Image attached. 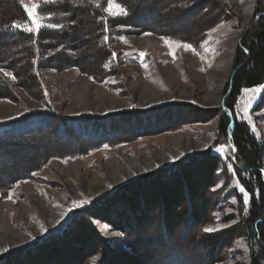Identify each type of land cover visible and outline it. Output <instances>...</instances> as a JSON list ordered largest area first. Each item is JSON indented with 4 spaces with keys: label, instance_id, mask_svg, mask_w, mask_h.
Returning <instances> with one entry per match:
<instances>
[{
    "label": "rangeland",
    "instance_id": "rangeland-1",
    "mask_svg": "<svg viewBox=\"0 0 264 264\" xmlns=\"http://www.w3.org/2000/svg\"><path fill=\"white\" fill-rule=\"evenodd\" d=\"M17 1L26 16L24 5H40L37 17L43 24L76 21L69 13L54 11H61L65 0ZM93 1L102 3L101 0ZM173 2L143 0L139 18L140 23L144 21L154 26L155 21H168L165 17L169 15L173 27L170 32L177 36L147 30L130 32L126 26L109 28L106 42L112 52V62L118 63L114 73L104 80L91 77L93 71H88L92 74L81 73L75 67L38 70L50 112L65 116L85 114L89 118L94 115L100 117L94 123L109 129L107 132L112 138L119 135L114 130H122L124 134L83 156L51 159L30 178L17 181L5 193L0 192V264H166L165 245L174 242L178 248H184L183 243H189L191 233L196 240L190 241L188 248H191L187 253L183 250L188 264H196L199 260L205 263L203 258H214L217 252L224 259L216 264H251L255 246L251 247L247 237H236V231H232L239 223L240 210L244 213L250 207L248 203L239 208L238 196L232 189L237 195L241 193L237 183L241 186L238 179L241 180L242 175L239 171L238 178L230 165L226 170L230 173L229 178L223 177L226 173L221 167L216 168L221 175L216 173L214 179L213 176L210 178L214 183L210 188L217 192L209 224L205 227L219 229L207 233L212 236L210 240L197 237L192 225L176 229L171 234L173 237L160 230L163 229L162 206L165 208L171 197L176 196L178 183L184 190V175L200 172L202 179L198 182L202 184L211 171L206 161L193 164L182 161L206 150L210 155L227 158H233L237 153L229 137L219 139L217 134L222 113L231 122L245 124L264 149V82L241 89L232 113L225 112L223 107L236 46L245 29L256 23L259 14L255 13L260 11L264 0ZM66 3L72 6L70 0ZM115 3L117 1L113 0ZM104 5L105 10L107 3ZM121 7L125 8V5L121 4ZM76 8L86 10L85 20H94L92 24L98 29L94 23L96 15L91 13L89 6L82 4ZM130 9L135 14L131 6ZM104 14L112 17L108 11ZM28 23H31L30 19ZM41 30L40 34L57 28ZM98 34L95 30L89 42L84 44L86 39L80 34L77 36V41L83 39L77 48L80 55L90 56L89 49L98 41ZM161 37L170 43H165ZM61 42L65 43V40L48 41L47 47ZM184 44L192 45L195 51L185 49ZM47 47L43 53L52 56L56 50ZM94 49L103 52L97 43L93 45ZM140 53L144 55L141 57ZM55 56L61 63L68 61L64 60L68 58L64 53ZM255 88H261V92H245V89ZM16 91L17 100L0 98V123L27 110L45 107L41 96H38L41 99L35 98L37 96L19 86ZM149 111L161 114H145ZM163 114L171 120L166 117L159 120L158 115ZM143 116L150 122L149 126L158 124L156 128L160 129L146 127L141 131L143 123L140 124V120L145 122ZM89 118L82 117L85 125L91 121ZM31 124L36 125L37 120ZM62 126L55 132L73 128L67 120ZM82 127L76 128L81 130ZM49 132L48 129L43 131ZM42 144L44 142L41 143L44 146ZM30 145H18L16 156L0 154V167H14L25 160L31 162L36 156L49 155L53 148L45 145L43 149L35 142ZM221 145L225 147L218 153L215 149ZM262 165L264 179V153ZM165 171L170 173L167 175ZM212 171L214 174L215 170ZM133 182H138L134 189L123 187ZM253 195L256 197L257 194L253 191ZM85 200L87 204L74 207V202ZM223 244L228 251L221 249Z\"/></svg>",
    "mask_w": 264,
    "mask_h": 264
},
{
    "label": "trees",
    "instance_id": "trees-1",
    "mask_svg": "<svg viewBox=\"0 0 264 264\" xmlns=\"http://www.w3.org/2000/svg\"><path fill=\"white\" fill-rule=\"evenodd\" d=\"M10 1L11 3H7L5 0H0V69H3V72L9 70L11 73V76H4L3 72H0V98L3 97L12 101L17 100L16 95L18 93H16V88L19 86L27 90L33 96H37L35 98L41 96L42 100L45 102L43 103L45 107L43 109L27 110V112L17 117L0 123V150H3L0 154L5 155V157L16 156L18 145L32 146L30 144L34 142L40 146L41 143L44 142V144H42L44 146H41L43 149L46 148L45 145H48L47 148L50 146L53 148L50 150L49 155H43L40 158L36 156V159L31 162L25 160L22 164L19 163L20 165L14 167H0L1 193L7 192L17 181L30 178L39 168L45 167L51 159L83 156L104 144H109L111 140H117V138H120L124 134L122 130H114L115 133L116 131L119 132V135L112 138L107 132L109 129L106 128V130L103 128L104 126L101 127L98 123H94V120L100 118L94 117V115L92 118H89L85 114L65 116L60 113L50 112L51 110L46 106L47 102L42 93L43 85L40 73L38 72L39 69L47 67L60 70L66 67H75L81 73L92 74L94 72L91 77L104 80L106 77L110 76V74L114 73V66L118 63L114 62V64L112 62V52H110L108 43L104 39L105 36L109 35L110 27L126 26L130 32L147 30L149 32H165L164 35L177 36L170 32L173 27L171 24L172 18H170L169 15L165 17V19H169L168 21L158 20V23L155 21L153 25L156 27L149 26L144 23L143 20V22L140 23L139 15L143 8V0H123L122 4L125 5L128 14L115 18H109L104 14L105 10L101 5L105 6V0H101L102 3L93 0H70L72 6L66 3L68 0H65V4L61 11L57 9H54V11L62 14L69 13L76 18V21L66 24L60 23V27H58L57 30H46L42 34H40L42 30L37 34L26 33L23 30V25H29L31 23H28L29 19L25 15L20 3H18L17 0ZM116 1L118 2V0ZM176 1L178 3L180 2V0ZM176 1L174 0L173 3ZM82 4L89 6L92 11L90 12L96 15L94 23H97L98 29L92 24L94 20H85L86 10L76 8ZM130 6L135 11V14L132 13ZM259 8H261L260 11L255 13V15L259 14L256 23L251 24L245 29L236 46L235 56L232 60V75L228 83L226 97L223 100L224 110L228 113L233 112L234 105L241 89L254 87L264 82V4ZM93 10L96 12H93ZM120 20L123 21L119 22ZM14 24H19L20 27H13ZM105 27H107V31L104 30ZM168 29L170 30L165 31ZM95 30H98L99 33L98 41L96 40L97 46L103 49V52L99 49L93 50V45H96L94 42L89 49L91 51L90 56L85 54L80 55L77 48L80 46L83 39L77 41V36L80 34L86 39L83 44L88 43L91 34H93ZM62 39L65 40V43H57L56 46L50 47L56 50L52 53V56H46L45 53H43L49 45L48 41L56 43ZM47 48L50 49L49 47ZM58 53H64L68 56V58L64 59L68 60L67 63H61L60 59L55 58V55ZM109 63H111V65L110 68L107 69L105 65ZM94 68H99V70L94 71ZM13 76L15 80L12 79ZM150 113L153 115L161 114L157 111H149L145 114L149 115ZM83 116L85 119H91L86 125L84 124V120H82ZM167 116L168 115L165 114L158 115L159 120H161V117L168 118ZM144 117L145 116H143V120L145 121ZM168 119L171 120V118ZM36 120V125L31 124V122ZM64 120L71 123L73 128L69 131L62 130L63 132L67 131L66 133L55 132L56 128H63L62 122ZM151 120L152 119H150V121ZM230 122L228 116L222 113L217 134L219 139H223L225 136L229 137L237 153L233 158H227L210 155L209 150H206L201 154L190 156L182 161L183 163L190 162V164L197 161H206L210 166L209 171H211L206 174V178L203 177L205 179L202 184L198 182V179H202L200 172L196 175H189L188 173L184 175V190L181 189V183H178V187H176L174 192V194L177 193L176 196L173 195V197H171L165 204V208L162 206L163 229L160 231H166V236H170L175 233L174 231L176 229H186L187 226L192 225L197 237L203 236L204 240H210L212 236H208L207 233L205 234L203 231V228L209 224V214L212 212L216 200L215 193L217 191H213L210 188L212 187L211 185H214V183H212L213 181H210V178L213 176L214 179V175L217 173V167H221L223 172L226 173L227 167L230 165L238 178V173L241 171L242 178L241 180L238 179V181L246 191L251 193L249 202L250 208L246 206L247 210L243 211L244 213H241L240 210L239 223L232 231H236L237 234L234 233L236 237H247L251 247L255 246V249L251 252V264H264V179L262 177V154L264 153V149L260 140L248 130L245 124L232 121L230 129ZM142 123L141 131H144L146 127H153V125L149 126L150 122L148 123L140 120V124ZM78 125H83L84 127L79 130L76 128ZM157 126L159 127L158 124ZM157 126L151 129H160L156 128ZM46 129L50 130L48 134L43 133ZM229 132L231 134H229ZM9 144L16 146V149ZM3 146H5L4 149L2 148ZM58 154L60 156L64 154V156L60 157ZM182 162H179L180 165L183 164ZM213 169L215 170L214 174L212 171ZM169 170L170 169H168V171ZM12 172L14 173L11 174ZM165 173L168 175L170 172L165 171ZM161 174H164V172ZM218 174L221 175V171L216 175L218 176ZM228 174L230 173L228 172ZM228 174L226 173L223 177L225 179L229 178ZM243 174L245 175L243 176ZM135 183L137 184L138 182ZM135 183L133 182V184L130 183L123 187L134 189ZM208 188H210V191ZM232 191L235 196H238L239 208H242L244 206V201L242 200L241 193L237 195L235 189H232ZM253 191L257 194L256 197L253 195ZM165 220H167V223ZM162 235L163 234H161V237H163ZM170 237H173V235ZM191 240H196L195 237H192V233L190 239H188L189 243H183L184 246H186L184 248H181V246L178 248V245L174 244V242L167 243L165 245L167 251L163 253L168 261L166 264H171L173 262L176 264H188L183 254L184 252L187 253V250L189 251L188 245H191ZM223 245L220 246L221 249L223 248V250L225 249L228 251L227 246ZM217 253L214 258L208 257L206 260L203 258L205 263L200 260L199 262L196 260L195 263L216 264L224 259L223 255H218ZM23 254L24 252L21 253V255ZM8 257L10 256L8 255Z\"/></svg>",
    "mask_w": 264,
    "mask_h": 264
},
{
    "label": "snow or ice",
    "instance_id": "snow-or-ice-1",
    "mask_svg": "<svg viewBox=\"0 0 264 264\" xmlns=\"http://www.w3.org/2000/svg\"><path fill=\"white\" fill-rule=\"evenodd\" d=\"M105 2L107 3V8H105V11H108L113 18H115L119 15H127L128 14L127 9L121 7L123 0H118V2L115 4H113V0H105ZM101 6L103 7V5H101ZM40 7H41L40 5H37L35 3H33L31 7L24 5V9L27 12V17H28V19L31 20V25H32V26H29L27 24L23 25V30L26 33H33V32L38 33L44 27H47L49 29H55V28L60 27L57 24H52V23L43 24V23H41L40 19H38V17H37V9ZM113 8L118 9V11L113 10ZM13 27H20V25L14 24ZM104 30L107 31L108 30L107 27H105ZM104 39L107 40L108 37L105 36ZM161 39H164L165 43H170V41L165 37H161ZM183 47L185 49H192V45H190V44H184ZM192 50L195 51V49H192ZM113 55H115V54H113ZM140 55L142 57L144 55V53H140ZM144 66L147 67V65H144ZM105 67H107V65H105ZM0 72H3V69H0ZM3 75L4 76H11V73L3 72ZM12 79L15 80V77L13 76ZM249 91H251L253 93H259V92H261V88L245 89V92H249ZM105 147H107V146H105ZM224 147H225L224 145H221L220 147H217L215 150L218 153H220L223 151ZM237 187H238V190L243 194L244 204L247 205L251 199L249 193L246 191V189L243 186H240L238 183H237ZM8 198L11 199V195H9ZM87 203H88L87 200H85L83 202L76 201V202H74V207H81L83 204H87ZM221 227H223V225H221ZM216 230H219V229H214L211 227H205L203 229V231L205 233H211V232L216 231ZM5 251H6V249H5Z\"/></svg>",
    "mask_w": 264,
    "mask_h": 264
},
{
    "label": "bare ground",
    "instance_id": "bare-ground-1",
    "mask_svg": "<svg viewBox=\"0 0 264 264\" xmlns=\"http://www.w3.org/2000/svg\"><path fill=\"white\" fill-rule=\"evenodd\" d=\"M136 126V125H135ZM146 198V197H145ZM177 237V236H176ZM151 245V244H150ZM186 247V246H185ZM189 248H191V247H189ZM153 250V249H152ZM59 260V259H58Z\"/></svg>",
    "mask_w": 264,
    "mask_h": 264
}]
</instances>
